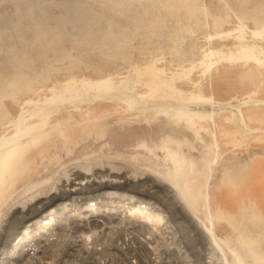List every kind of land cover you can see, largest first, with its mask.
Wrapping results in <instances>:
<instances>
[{"label": "rangeland", "instance_id": "rangeland-1", "mask_svg": "<svg viewBox=\"0 0 264 264\" xmlns=\"http://www.w3.org/2000/svg\"><path fill=\"white\" fill-rule=\"evenodd\" d=\"M240 21L252 29L264 26V0H0V138L17 133V125L9 124L20 115L27 100L51 97L55 86L83 88L107 81L110 89L119 88L124 93L153 92L165 102L174 99L186 103L195 102L199 94L203 98L211 96L212 78L218 98L225 100L219 102L228 104L227 128L220 129L219 141L245 150L220 151L217 162L211 155L207 181L200 199H196L207 221L206 195L211 191L213 198L219 164L222 166L237 153L251 158L264 156V133L256 135L253 145L247 146V124L241 121L237 127L233 122L244 115L256 120L264 118V104L244 113H238L236 105H229L249 100L255 94L264 98V62L246 54L253 49L259 52L264 47V37L255 42L248 30L240 31ZM245 72L248 79L244 78ZM137 114L128 105L112 101L108 105L79 102L56 110L47 128L26 139L29 147H21L15 155L7 177L30 173L34 168L47 173L46 160L59 165L84 150L97 148L113 131L115 135L123 133L122 140L127 145V138L136 141L133 147L138 151L151 153L154 144L168 138L175 148L180 139L189 147L199 144L201 148L203 144V150L194 152L197 159L202 152H213L196 138L190 125L178 118L155 116L152 112L146 115V122L143 115ZM64 120L74 126L64 130ZM228 131L234 135H226ZM203 135L205 141L211 140L209 133L202 131ZM158 154L163 156L160 151ZM242 168H248V163ZM4 183L0 182V208L5 202L2 193L7 182ZM247 225L264 230V226L256 228L252 222ZM40 233L44 239L52 235L45 227L30 232L29 239L23 242L24 256L27 243ZM43 245L39 260L28 264H77L67 257V246L54 242ZM207 250L205 246V256L210 252ZM178 257L182 258L180 254ZM139 264L153 263L143 260Z\"/></svg>", "mask_w": 264, "mask_h": 264}, {"label": "bare ground", "instance_id": "bare-ground-1", "mask_svg": "<svg viewBox=\"0 0 264 264\" xmlns=\"http://www.w3.org/2000/svg\"><path fill=\"white\" fill-rule=\"evenodd\" d=\"M240 23V31L248 30L249 37L255 42L264 37V26L252 29L244 22L240 21ZM246 54L250 58H257L264 62V47H261L259 52L253 49ZM230 56L233 59L236 58L234 54ZM107 83L105 81L86 84L83 88L52 87L51 97H46L44 100L32 98L24 103L20 115L9 124V127L17 125L15 129L18 130L15 135L0 138V167L5 171L0 182H7L2 193L5 202L0 208V264H28L26 257L21 253L24 240L30 232L39 230L47 224L46 220L50 215L48 209L61 195L82 189L76 184H90L92 190H102L103 194L108 196L129 200V207L118 216L120 223H124V229L128 231L127 235L129 230L139 225L147 228L144 225L148 224V229H151L162 221L160 215L147 208V205L144 206L145 209L142 206H136L138 200L144 204L147 201L142 200L155 199L156 190L160 187L171 197L169 201L158 196L161 202L174 214L183 215V218L192 223L203 238L204 245L208 247V250L210 249L208 257L213 258V260L211 258L209 261L206 260L210 264H264V231L251 230L247 225L248 222H252L257 226L256 228L264 226V216L254 203H245L238 214H227L218 207L213 210V198L211 191H208L207 221H205L201 216L203 212L200 204L188 198L184 190L187 189L198 196L207 181L211 155L214 157V162H217L221 153L219 131L221 128H227L225 106L228 104H223L212 96L203 98L200 94L196 95L195 102L185 103L174 101V99L165 102L161 97L156 98L153 92L140 94L134 90L128 94L119 88L110 89ZM251 97L249 100L229 105H236L237 112L244 113L246 110H253L251 109L253 106L264 104V98L259 97V94ZM109 101L114 104L122 102L128 105L131 111L138 112L137 117L143 115L146 122H149L146 115L152 112L155 116L162 114L173 119L178 118L179 122L190 125L193 131L195 130L196 138L206 143L208 149L212 148L213 152L211 151V154H208V151L202 152L197 159L194 152L200 150L199 144L189 147L180 139L176 141L177 147L174 148L168 138L154 144L151 153L138 151L133 147L136 141L132 142L127 138L125 142L130 143L127 145L128 143L122 140L123 133L115 135L113 131L101 141L97 148L69 156L70 158L59 165H55L50 159L46 160L47 173H41V169L34 168L30 173L21 172L11 179L7 177L15 155L20 152L21 147L24 149L29 147L26 139H29L34 132L47 128L56 110L79 102L89 105H108ZM215 107H218V111ZM251 120L264 121V118L256 120L252 115H244V117L238 116L233 121L234 126L237 127L241 121L247 124L250 130L247 146L252 145L255 134L264 133V128L251 127L249 123ZM209 122L212 125L208 126ZM73 124L71 121L64 120L62 127L64 130L70 129L74 126ZM122 129L125 131L126 127ZM202 131L210 134V141L204 140V135L201 136ZM225 134L234 135L232 131ZM114 148L115 150H112ZM158 151L162 152L163 156L158 154ZM164 156L170 162V166L163 161ZM52 164L53 166L49 168ZM227 170L231 172V169ZM247 170L248 168L242 167L238 170L234 178L236 184L245 177ZM177 178L181 179L180 182L170 181V179L176 181ZM72 179L76 180V183H73ZM69 182L70 185L67 186ZM198 199H200L199 196ZM223 223H227L238 233L237 239L232 235L221 236L217 232L218 225ZM43 236L40 233L37 238L38 243L42 242ZM11 260L15 262L12 263Z\"/></svg>", "mask_w": 264, "mask_h": 264}, {"label": "built area", "instance_id": "built-area-1", "mask_svg": "<svg viewBox=\"0 0 264 264\" xmlns=\"http://www.w3.org/2000/svg\"><path fill=\"white\" fill-rule=\"evenodd\" d=\"M76 185L82 189L61 195L48 209L50 215L43 227L50 229L52 235L40 243L37 239L27 243L25 257L28 263L39 260L43 243L54 242L67 246V257L77 264H127L129 261L139 264L143 260L153 264H177L178 261L210 264L205 262L209 260V254L203 253V238L188 220L174 214L161 202L158 196L169 201L171 197L160 187L155 199L142 200L147 201L144 204L138 200L136 206L147 205L160 215L162 221L151 229L148 224L144 225L147 228L139 225L127 235L118 216L129 207V200L92 190L90 184ZM58 229L63 232H57ZM179 254L182 258L178 259Z\"/></svg>", "mask_w": 264, "mask_h": 264}, {"label": "crops", "instance_id": "crops-1", "mask_svg": "<svg viewBox=\"0 0 264 264\" xmlns=\"http://www.w3.org/2000/svg\"><path fill=\"white\" fill-rule=\"evenodd\" d=\"M245 79L247 78V73L245 72ZM211 96L216 100L225 101L221 98H218L216 94L213 82L211 78ZM248 93V92H247ZM264 110V107H262ZM250 126L253 128H264V121H255L251 120ZM257 136L261 135V133L255 134ZM254 137V136H253ZM253 145V144H252ZM250 145V146H252ZM262 145V144H261ZM175 148V145L172 144ZM220 151H240L245 150V148L239 146H233L227 143H220ZM201 150H203V144H201ZM264 149V144L263 148ZM163 157V161L170 166V162L168 159ZM248 163V170L246 172L245 177L239 180L237 184L234 182V178L238 170ZM221 168V169H220ZM231 169V172H228L227 169ZM4 168L0 167V179H2L4 174ZM230 179V180H229ZM180 178L170 179L171 182H180ZM217 184H220V187H216ZM187 197L197 202L198 196L200 197L202 191L198 196H195L191 191L184 189ZM213 193V206L215 208H221L227 214H238L245 203H254L259 211L264 216V156H256L251 158L250 155L237 153L235 156H231L230 159H226L224 163L219 164L214 184L212 186ZM189 195V196H188ZM251 230L253 229L249 226ZM264 231V230H263ZM217 232L221 235H232L235 239L237 238L238 233L234 231L228 224L224 223L218 226Z\"/></svg>", "mask_w": 264, "mask_h": 264}]
</instances>
